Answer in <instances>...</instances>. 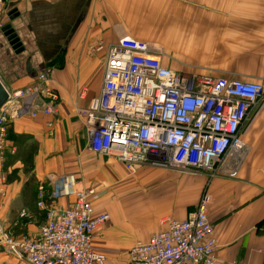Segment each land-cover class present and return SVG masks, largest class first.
Here are the masks:
<instances>
[{
    "label": "crops",
    "instance_id": "0c3cea01",
    "mask_svg": "<svg viewBox=\"0 0 264 264\" xmlns=\"http://www.w3.org/2000/svg\"><path fill=\"white\" fill-rule=\"evenodd\" d=\"M6 6L8 13L14 10L9 20L23 51L17 53L0 38L3 85L8 91L24 88L47 70L59 94L55 113L11 121L0 150V228L15 237L37 236L44 221V212L36 206L37 186L47 174L77 173L82 184L95 188L124 178L120 161L97 158L87 149L84 125L76 113L99 93L110 44L130 36L149 43L166 67L194 72L188 68L191 54L202 51L207 39L233 37L237 45L246 46L239 51L253 55L223 77L264 81V0H6ZM239 137L246 151L234 178L199 173L182 184L169 172L157 174L166 179L160 188L167 193L176 195L184 187L196 191L195 202L183 210L157 213L151 197L124 198L132 204L147 203L151 220L138 239L146 240L164 227L153 222L157 215L185 218L205 189L211 196L208 220L217 259L224 264H264V100L249 112ZM118 200L114 195V211ZM92 203L96 211L102 210L94 197ZM117 231L105 224L93 235L94 248L104 252L105 242ZM0 264L25 263L0 250Z\"/></svg>",
    "mask_w": 264,
    "mask_h": 264
},
{
    "label": "built area",
    "instance_id": "2783aa9c",
    "mask_svg": "<svg viewBox=\"0 0 264 264\" xmlns=\"http://www.w3.org/2000/svg\"><path fill=\"white\" fill-rule=\"evenodd\" d=\"M6 9L0 0V25ZM153 52L149 43L130 36L108 46L99 93L76 109L87 149L115 158L128 172L156 166L236 177L246 151L239 130L264 100V81L176 71ZM50 79L44 70L33 84L7 90L0 150L15 118L57 111L59 94ZM95 194L77 173L47 174L37 186L36 206L44 212L37 236L15 237L0 228V250L25 264H107L106 254L93 246L95 231L109 220L108 212L95 210ZM210 201L204 189L185 218L161 217L164 227L133 242L126 264H224L214 254Z\"/></svg>",
    "mask_w": 264,
    "mask_h": 264
},
{
    "label": "rangeland",
    "instance_id": "374dc122",
    "mask_svg": "<svg viewBox=\"0 0 264 264\" xmlns=\"http://www.w3.org/2000/svg\"><path fill=\"white\" fill-rule=\"evenodd\" d=\"M11 14L9 13L7 17H4L2 24L0 25V38H2L4 42L6 36L3 28L6 24L11 25L9 20V18L12 16ZM11 27L13 28V25H11ZM207 40L208 43H205L201 46L202 51L196 54H191V67L188 68L198 74L210 77L226 76L225 74L231 72L233 69H236L240 62H245L247 59H249V55H253L239 51V48L246 49V46L242 44L237 45L236 40L233 37H214L213 41L211 38ZM6 42L8 41L6 40ZM92 155L97 158L108 159L107 156H101L95 153H92ZM112 159L114 160V158ZM24 167H26L25 172L29 173V165ZM160 171L169 172L173 176H177L180 178V180H176L181 181L182 184L189 182L188 180L190 178H196L194 176L199 174L198 171L193 169L183 171L170 167L160 168L156 166H142L136 169L134 172H128L126 170L124 178L118 180L115 184L113 180V182L110 184L107 183L106 185V183H103L99 188L96 187L94 200L101 202L99 203V205H101V208L99 209H102L98 211H106L109 213V220L105 224H111L113 226V231L114 227H118L120 230L114 234L113 238L105 242V247H107V249H102L106 253L108 259L107 264H126L128 261L127 251L129 247L133 244V242L141 240L138 238H140L142 234L147 231L148 223L151 220L150 215L147 214L146 211L147 203L145 201L141 202L140 204L126 202L124 198L127 195L132 194L135 196L136 199L134 198V201L139 199L138 197L146 199L151 197L150 199L154 201L155 204L152 207V210L157 213L163 212L164 209L167 210L169 208L180 211V209H184L185 205H192L190 203L195 202L197 193L194 190H187V188L184 187L181 191L177 190L175 195L173 191L167 193L164 191V187L160 188L162 186L161 181L165 179L163 176L159 177V175H157ZM167 180L174 181L175 178H169ZM128 183L129 186L133 185L132 190L130 187L126 188V184ZM187 187L189 188L190 186ZM164 193H166L165 197L163 195ZM114 195L120 199L118 200L120 201L118 202L119 204H117L119 209L116 211H114ZM165 201L168 202V205H166ZM137 205H140L138 206L139 209L133 210L134 206L137 207ZM143 205H146L144 209H142ZM161 216L162 215H157L155 220H153L156 225L159 223ZM104 225L102 227H104ZM100 241L103 243V240Z\"/></svg>",
    "mask_w": 264,
    "mask_h": 264
},
{
    "label": "water",
    "instance_id": "95a60500",
    "mask_svg": "<svg viewBox=\"0 0 264 264\" xmlns=\"http://www.w3.org/2000/svg\"><path fill=\"white\" fill-rule=\"evenodd\" d=\"M14 10L10 11L9 13H13ZM5 31L6 40L8 41V44L12 47V49L16 50V52L23 51V46L21 41L19 40V37L17 36L14 29L11 27L10 24H6L3 28ZM27 70L29 68L28 60L26 62ZM8 99V92L3 83L0 80V108L1 106L7 101Z\"/></svg>",
    "mask_w": 264,
    "mask_h": 264
}]
</instances>
